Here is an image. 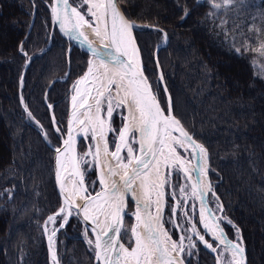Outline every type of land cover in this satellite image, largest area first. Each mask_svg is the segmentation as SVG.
I'll use <instances>...</instances> for the list:
<instances>
[{
  "label": "trees",
  "instance_id": "trees-1",
  "mask_svg": "<svg viewBox=\"0 0 264 264\" xmlns=\"http://www.w3.org/2000/svg\"><path fill=\"white\" fill-rule=\"evenodd\" d=\"M117 1L140 25L133 35L162 107L167 102L155 60L173 114L207 149L219 198L209 195V203L216 214L217 203L222 205L221 226L230 239L241 237L247 264H264V0H234L220 9L212 5L223 0ZM50 3L0 0V264H51L44 229L61 207L54 152L65 137L72 87L88 55L68 50L53 25ZM121 123L113 119L115 128ZM174 179L180 184L181 178ZM87 181H96L91 192L98 190L95 167ZM133 209L129 202V227ZM189 213L202 233L196 211ZM169 214L166 207L165 221ZM87 237L71 216L56 235L59 263L94 264ZM191 252L183 254L185 264H216L198 241Z\"/></svg>",
  "mask_w": 264,
  "mask_h": 264
},
{
  "label": "snow or ice",
  "instance_id": "snow-or-ice-1",
  "mask_svg": "<svg viewBox=\"0 0 264 264\" xmlns=\"http://www.w3.org/2000/svg\"><path fill=\"white\" fill-rule=\"evenodd\" d=\"M55 2L53 19L58 22L60 31L69 39L86 45L92 58L88 61L87 72L74 85V111L68 121L67 138L63 139L62 147L55 148L56 180L63 206L46 222L57 224L58 220L61 221L48 238L53 264H59L54 237L68 223L73 208L85 222H90L95 241L88 239V243H94L93 250L101 264H184L183 254L191 255L197 241L218 252L214 242H209L198 231L196 223L187 219L190 213L183 211V207L185 198L189 196L200 201L199 223L203 229L219 241L226 252L232 253L224 264H242L244 249L225 238L219 220L213 218L212 210L205 203L209 193L217 201L219 199L211 183L206 181L207 149L193 140L173 115L170 99L167 109L162 108L142 67L140 50L133 36L134 22L121 11L117 0ZM233 2L223 0L222 4L213 3L212 6L220 9ZM86 30H90L99 41V47L93 46ZM261 48H264V43ZM160 79L163 80L162 75ZM81 84L85 85L83 89L79 87ZM117 109L127 113H121L124 122L118 129L112 127ZM56 131L61 129L56 128ZM110 132L115 133L111 140L112 151L107 139ZM81 135L95 142L83 154L77 152V137ZM178 149L189 153L196 164L186 161ZM85 156H91L98 169L100 191L95 194L89 189L96 181L86 182L88 161ZM162 167L167 170L164 174ZM171 177L188 181L184 185L178 182L171 185L181 195V199L176 200L175 192L170 193L175 204H167L165 200V186ZM129 198L136 205L132 213L136 222L130 229L124 226ZM166 206L170 209L167 221L164 217ZM190 207L195 208V205ZM217 208L222 210V205L217 203ZM185 219L191 226L183 231L192 235H182L179 241L173 240L165 223L179 226ZM227 223L231 224V221ZM129 231L134 238V246L129 244L126 247L122 241ZM85 234L87 236V230ZM185 240L189 241L187 248Z\"/></svg>",
  "mask_w": 264,
  "mask_h": 264
},
{
  "label": "water",
  "instance_id": "water-1",
  "mask_svg": "<svg viewBox=\"0 0 264 264\" xmlns=\"http://www.w3.org/2000/svg\"><path fill=\"white\" fill-rule=\"evenodd\" d=\"M118 2V1H117ZM119 4V3H118ZM57 5H56V2H55V0H51V3H50V9H51V17H52V22H53V25L56 27V30H57V32H58V34H59V36L68 44V50H72V49H78V50H80V51H82V52H84V53H86L89 57H92L91 56V52L88 50V48H87V46L86 45H84V44H81L79 41H74V40H71V39H69V37H67V36H65L61 31H60V28H59V24H58V22H56V21H54V19H53V12H52V8L53 7H56ZM120 7V6H119ZM121 9V8H120ZM122 11V10H121ZM135 24V27H134V29H137L140 25L139 24H137V23H134ZM133 29V30H134ZM134 36V35H133ZM92 41H93V46H96V47H99L100 46V44H99V41H95V40H93V39H91ZM167 42V37H166V39H165V43ZM140 57H141V55H140ZM156 61V67H157V70H158V74H159V78L161 77V75H162V73H161V69H160V67H159V64L157 63V60H155ZM141 62H142V59H141ZM142 67H143V63H142ZM144 69V68H143ZM87 71V70H86ZM160 81H161V86H162V89H163V92H164V94H165V97H166V102H167V107H168V103H169V99H170V102H171V106H172V100H171V98H170V96H169V93H168V91H167V88H166V85H165V83H164V79L163 80H161L160 79ZM157 99H158V97H157ZM159 100V99H158ZM160 102V101H159ZM161 104V103H160ZM162 106V105H161ZM163 108V107H162ZM172 110H173V106H172ZM70 111H71V109L69 110V115H70ZM125 115H126V112H125ZM174 115V114H173ZM68 121H69V116H68V119H67V125H66V133H67V129H68ZM124 122V121H123ZM181 122V121H180ZM182 124V123H181ZM183 126V125H182ZM186 130V129H185ZM187 131V130H186ZM188 132V131H187ZM66 133H65V137H64V139H66L67 138V136H66ZM189 133V132H188ZM138 135V134H137ZM174 135H179L178 133H174ZM189 135L192 137V139L193 140H195L197 143H199L194 137H193V135L191 134V133H189ZM63 142V141H62ZM199 144H201V143H199ZM60 147H62V144H61V146ZM112 150H114V147H113V149ZM112 150H110V151H112ZM191 151V149H189V152ZM208 153V152H207ZM56 155H57V153L56 152H54V162H53V169H54V180H55V187H56V191H57V193H58V195H59V197H60V200H61V207L63 206V197H62V195H61V192H60V187H59V185H58V183H57V180H56ZM191 163L194 165V164H196V160L194 159V158H192L191 157ZM207 168H208V173H207V177H206V181L207 182H210V177H209V154H208V157H207ZM95 169H96V174H97V177H98V169L96 168V166H95ZM195 175V174H194ZM98 180V179H97ZM187 181V180H186ZM188 182V181H187ZM211 183V182H210ZM98 185H99V181H98ZM97 191H100V185H99V187H98V190ZM97 191H95V192H97ZM95 192L93 193V194H95ZM209 195H211L210 193L209 194H207L206 195V197H205V203H207L208 204V207L212 210V214H213V218L214 219H216V220H219V222L222 220V219H220L221 217H222V214H221V211L222 210H220V212L219 213H215V211L211 208V206H210V203H209ZM212 196V195H211ZM215 196H216V194H215ZM165 200H166V202H167V199H166V190H165ZM129 201L130 202H132L133 204H135L132 200H131V198H129ZM195 201H196V209H197V215H198V220H199V207H200V201L198 200V199H195ZM78 203H82V201H77ZM129 203V202H128ZM60 207V208H61ZM59 208V209H60ZM128 208V207H127ZM165 210H166V207H165V209H164V215H165ZM73 214H72V216H76L77 218H78V220L80 221V223H81V225H82V227L84 228V230L86 231L87 230V234L91 237V239L93 240V241H95V236L92 234V232H91V225H90V222H85L84 220H83V217H82V215H77L76 214V209L75 208H73ZM126 211H127V209H126ZM57 212V211H56ZM55 212V213H56ZM54 213V214H55ZM53 215V214H52ZM71 217V216H70ZM70 217H69V219H70ZM47 220H48V218H47ZM46 220V221H47ZM220 225H221V223H220ZM124 226H125V228H128V229H130L129 228V226H128V223H127V215L125 216V218H124ZM199 226H200V228H201V230H202V234L205 236V238H207V239H209V242H214V246H217L218 247V250L219 249H224V246L223 245H221L220 243H219V241H215L214 240V237L209 233V232H207L205 229H203V225L202 224H200L199 223ZM222 227V226H221ZM64 228V227H63ZM223 228V227H222ZM62 229V228H61ZM60 230V229H59ZM224 230V229H223ZM57 233H58V231L56 232V235H57ZM224 233H225V238L226 239H228V240H231L233 243H235V244H239L240 245V247H242L243 249H244V252L242 253V255H243V262H242V264H247V256H246V251H245V248H244V245H243V242H242V239H241V237H239V239L238 240H232V239H230L228 236H227V234H226V232L224 231ZM50 236V235H49ZM49 236H47L46 237V244H47V248H48V253H49V257H50V259H52L51 258V253H50V249H49ZM129 237L132 239V242H133V246H134V238L131 236V233H130V231H129V233H128V235L127 236H125L124 237V239H123V243H125V246L127 247V241H128V239H129ZM211 255H213L214 256V258H215V263L216 264H218V252H213L211 249H209V248H207L203 243H200ZM92 247H93V249H94V243L92 244ZM93 253H94V264H101V262L100 261H98L97 259H96V255H95V251L93 250ZM229 253V255L231 256V252H228ZM240 259V257L239 256H237V260H239ZM184 261V260H183ZM219 261H220V264H222V261H221V258H220V256H219ZM60 264V263H59ZM184 264H185V262H184Z\"/></svg>",
  "mask_w": 264,
  "mask_h": 264
},
{
  "label": "rangeland",
  "instance_id": "rangeland-1",
  "mask_svg": "<svg viewBox=\"0 0 264 264\" xmlns=\"http://www.w3.org/2000/svg\"><path fill=\"white\" fill-rule=\"evenodd\" d=\"M73 6L74 7H76L77 5L76 4H73ZM87 31V30H86ZM92 37H94L93 35H92ZM95 38V37H94ZM88 70V69H87ZM80 80V79H79ZM78 81V80H77ZM76 81V82H77ZM74 85H76V83L74 84ZM74 85H73V87H72V91H71V97H70V109L72 108L73 109V100L71 101V98L73 97V95H75V89H74ZM123 115H125V111H123V110H121V109H117L115 112H114V118L115 117H117V119H119V120H121L122 121V123H123V118H122V114ZM103 115H105L104 113H102ZM113 118V119H114ZM122 123H121V125H122ZM120 125V126H121ZM112 127H114V125H113V120H112ZM115 128V127H114ZM114 136H115V133H113V132H110V133H108V135H107V139L110 141V143H109V148H110V150H112L113 149V147L111 148V140L114 138ZM63 139L64 138H62V141H63ZM80 140H82V141H84L85 143H86V146L82 149L81 148V144H79V141ZM94 143L95 142H93V141H91L90 140V137L89 138H85V137H81V138H79L78 140H77V152L79 153V154H83V153H85L86 151H88V149H89V147L90 146H92V145H94ZM178 151L184 156V158H185V160L187 161V160H190V155H189V153H186V152H184V150L183 149H178ZM84 159H86L87 161H88V164L86 165V167H87V169H88V171L92 168V167H95V163L93 162V159H92V157L91 156H85L84 157ZM83 166V165H82ZM166 169H164L163 168V173H166ZM181 176H182V174H181ZM173 183H176V181H175V179H174V177H171L170 178V183L168 184V185H166L165 186V190H166V199H167V195L168 196H170V197H172L171 195H170V193H173V192H175V199L176 200H180L181 199V195H180V192H179V190L178 189H174L171 185L173 184ZM186 183H188L187 181L185 182V179H180V184L181 185H184V184H186ZM189 193H190V189H189ZM185 200H186V202L184 203V206L186 207L188 204H189V208H188V210L190 211V212H192V211H195L194 210V208H191L190 206L191 205H195V201H194V198H191L190 196L189 197H187V198H185ZM170 204H175V200L173 199V197H172V202H169ZM167 207V206H166ZM185 207H183V211H188V210H185ZM135 208H136V205H135ZM178 211H180L179 209H178ZM188 211V212H189ZM182 214V213H181ZM166 219H168V218H166ZM187 219H190L192 222H193V219H192V215H189V217L187 218ZM187 219H185V220H181L180 221V224H179V226H174L172 223H165V228L169 231V233H170V235L172 236V238H173V240H177V241H179V239H180V236H182V235H192V233L191 232H188V233H185L184 231H183V229L184 228H190V224H188L187 223ZM59 222H61V221H59ZM134 224H135V217H134V222H133ZM133 225V224H132ZM47 227H48V231H47V234L49 235L54 229H56L57 228V224H52V223H47ZM198 229V228H197ZM172 230H174L176 233H177V235H178V239H174V237H173V235L171 234V231ZM56 239V238H55ZM184 245H185V247L187 248L188 247V245H189V241L188 240H185L184 241ZM227 252L225 251V249H223L222 251H221V254H220V257L221 256H223V255H226V257H227V259H230L231 257H229L227 254H226ZM232 256V255H231Z\"/></svg>",
  "mask_w": 264,
  "mask_h": 264
},
{
  "label": "bare ground",
  "instance_id": "bare-ground-1",
  "mask_svg": "<svg viewBox=\"0 0 264 264\" xmlns=\"http://www.w3.org/2000/svg\"><path fill=\"white\" fill-rule=\"evenodd\" d=\"M86 34L89 36V39H93V40H95V41H98L96 38L92 37V34H91L90 30H87V31H86ZM134 38H135V37H134ZM87 69H88V68H87ZM86 72H87V71H86ZM79 79H80V78H79ZM79 79H78V80H79ZM79 87H80L81 89H83V88L85 87V85L81 84V85H79ZM71 101H72V98H71ZM73 111H74V109L71 108L69 119L72 118V113H73ZM81 111H83V109H81ZM126 114H127V113H126ZM102 116H103V114H102ZM74 128H75V125H74ZM77 131H78V129H77ZM74 134H75V133H74ZM81 137H82V135H81V136H78V137H77V140H78L79 138H81ZM161 172H162V174H164V173H163V167L161 168ZM65 175H67V174H65ZM55 238H56V236L54 237V240H55ZM231 255H232V253H231ZM236 259H237V257H236Z\"/></svg>",
  "mask_w": 264,
  "mask_h": 264
},
{
  "label": "flooded vegetation",
  "instance_id": "flooded-vegetation-1",
  "mask_svg": "<svg viewBox=\"0 0 264 264\" xmlns=\"http://www.w3.org/2000/svg\"><path fill=\"white\" fill-rule=\"evenodd\" d=\"M223 249H221V250H219V255L221 254V251H222ZM227 254V253H226ZM228 255V254H227ZM229 256V255H228ZM230 257V256H229ZM226 259H222V256H221V261H222V264H224V261H225Z\"/></svg>",
  "mask_w": 264,
  "mask_h": 264
}]
</instances>
